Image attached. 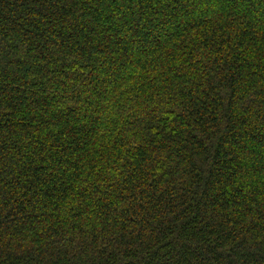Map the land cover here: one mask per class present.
Listing matches in <instances>:
<instances>
[{"label": "trees", "instance_id": "16d2710c", "mask_svg": "<svg viewBox=\"0 0 264 264\" xmlns=\"http://www.w3.org/2000/svg\"><path fill=\"white\" fill-rule=\"evenodd\" d=\"M0 264H264V0H0Z\"/></svg>", "mask_w": 264, "mask_h": 264}]
</instances>
